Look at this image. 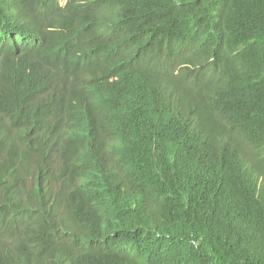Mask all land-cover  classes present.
Masks as SVG:
<instances>
[{"label": "trees", "instance_id": "obj_1", "mask_svg": "<svg viewBox=\"0 0 264 264\" xmlns=\"http://www.w3.org/2000/svg\"><path fill=\"white\" fill-rule=\"evenodd\" d=\"M88 1L90 16L130 29L136 55L152 52L135 91L183 75L224 110L226 143L190 135L206 125L182 116L192 98L141 113L88 98L85 134L62 141L53 128L67 109L9 89L0 264H264V0Z\"/></svg>", "mask_w": 264, "mask_h": 264}, {"label": "clouds", "instance_id": "obj_2", "mask_svg": "<svg viewBox=\"0 0 264 264\" xmlns=\"http://www.w3.org/2000/svg\"><path fill=\"white\" fill-rule=\"evenodd\" d=\"M86 3L89 1L68 5L67 0H9L6 7L5 0H0V113L9 89L20 97L26 91L31 99L45 103L49 114L69 111V117L56 114L53 128V135L64 141L85 134L87 122L81 113L89 121L90 116L83 112L88 98L99 97L128 113H141V107L152 112L192 98L189 106L194 108L182 116L193 122L203 118L206 125L188 127L190 135L203 134L211 148L223 147L226 139L220 138L216 126L224 125V110L207 104L203 89L183 81V75L168 79L165 85H160V79L145 83V89L136 92L135 85L142 79L148 81L144 69L147 71L152 52L136 55L139 49L130 29L113 25L112 17L103 12L90 16ZM68 10L74 12L59 24L56 13ZM25 37L33 38L24 42ZM36 49L41 51L35 54ZM22 55H27L25 61L17 64ZM7 79L12 85L6 86ZM203 103L212 107L211 116Z\"/></svg>", "mask_w": 264, "mask_h": 264}, {"label": "bare ground", "instance_id": "obj_3", "mask_svg": "<svg viewBox=\"0 0 264 264\" xmlns=\"http://www.w3.org/2000/svg\"><path fill=\"white\" fill-rule=\"evenodd\" d=\"M57 17V16H56ZM24 20V23L23 24H27L29 27H31V24L26 20V19H23ZM57 20H59V17H57ZM12 39L9 37L7 39V41H11ZM80 40V39H79ZM77 40V41H79ZM81 42V41H80ZM86 42L83 40V43ZM96 64V63H95ZM162 66V65H161ZM3 67V61H0V69ZM157 68H158V65H157ZM151 71V70H150ZM153 71V70H152ZM158 72V71H157ZM4 106V105H3ZM201 138V137H200ZM201 142H203V139H200ZM206 144H209V142H206Z\"/></svg>", "mask_w": 264, "mask_h": 264}]
</instances>
